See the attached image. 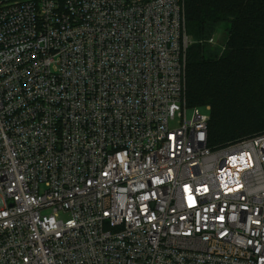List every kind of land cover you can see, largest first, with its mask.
I'll use <instances>...</instances> for the list:
<instances>
[{
	"label": "built area",
	"instance_id": "1",
	"mask_svg": "<svg viewBox=\"0 0 264 264\" xmlns=\"http://www.w3.org/2000/svg\"><path fill=\"white\" fill-rule=\"evenodd\" d=\"M192 43L185 0H0V264H264V133L209 145Z\"/></svg>",
	"mask_w": 264,
	"mask_h": 264
},
{
	"label": "trees",
	"instance_id": "2",
	"mask_svg": "<svg viewBox=\"0 0 264 264\" xmlns=\"http://www.w3.org/2000/svg\"><path fill=\"white\" fill-rule=\"evenodd\" d=\"M185 16L193 41L187 99L191 107H211L209 145L218 149L264 133V0H185ZM220 31L223 50L210 44Z\"/></svg>",
	"mask_w": 264,
	"mask_h": 264
},
{
	"label": "rangeland",
	"instance_id": "3",
	"mask_svg": "<svg viewBox=\"0 0 264 264\" xmlns=\"http://www.w3.org/2000/svg\"><path fill=\"white\" fill-rule=\"evenodd\" d=\"M224 34L222 31L218 32L217 35L214 37V41L213 42H210V44L214 47H218L220 48L221 50L224 49ZM259 86L260 87H263L262 89H260V97L262 98V102H263V106H261L262 108H264V74L260 80V83H259ZM263 111V109H261V112ZM264 112V111H263ZM262 112V113H263Z\"/></svg>",
	"mask_w": 264,
	"mask_h": 264
}]
</instances>
